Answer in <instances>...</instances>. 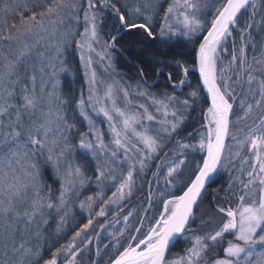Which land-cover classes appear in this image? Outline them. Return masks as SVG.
Here are the masks:
<instances>
[{"label": "snow or ice", "instance_id": "1", "mask_svg": "<svg viewBox=\"0 0 264 264\" xmlns=\"http://www.w3.org/2000/svg\"><path fill=\"white\" fill-rule=\"evenodd\" d=\"M0 264H264V0H0Z\"/></svg>", "mask_w": 264, "mask_h": 264}, {"label": "trees", "instance_id": "2", "mask_svg": "<svg viewBox=\"0 0 264 264\" xmlns=\"http://www.w3.org/2000/svg\"><path fill=\"white\" fill-rule=\"evenodd\" d=\"M22 2V0H21ZM123 39L120 40V45L125 51L116 52L117 58H116V65L117 69L125 73L127 77L135 79V75L137 72V67L142 66L146 69L148 72V81L149 83H153L155 81V87L152 89V91H159L165 87V78L164 76H160L159 78L156 77V74L152 71L156 65L152 63L151 55L152 50L148 48V45L144 42H142L141 38L135 34H122ZM184 51L182 45H178L175 48H172L168 50L166 53H163L162 55L167 56L169 59L176 58V59H182L180 53ZM71 63V66L73 68V71L70 72L71 75H65L63 79V91L65 93L68 92H78L79 87L81 85V75L80 71L77 72L75 69L78 66V60L76 59L75 55H72L71 59L69 60ZM168 70L174 71L173 68H170ZM190 79L193 82V85L196 83L197 75L195 73H192L190 75ZM77 86V88L75 87ZM171 91V89H168ZM189 90V89H188ZM45 178L51 183V174L49 171L45 173ZM224 186V182L217 181L216 185H213V188ZM209 191L211 192L212 189L210 188ZM179 246L174 251H178Z\"/></svg>", "mask_w": 264, "mask_h": 264}, {"label": "rangeland", "instance_id": "3", "mask_svg": "<svg viewBox=\"0 0 264 264\" xmlns=\"http://www.w3.org/2000/svg\"><path fill=\"white\" fill-rule=\"evenodd\" d=\"M111 23V20H109V24ZM72 55H75L76 56V59L78 60V54H74V52H73V49H69V54H68V59L70 60L71 59V57H72ZM249 55H251V52L249 53ZM115 57L117 58V53H115ZM116 67H117V65H116ZM118 70V69H117ZM119 71V70H118ZM120 72V71H119ZM65 75H71V73L69 72V73H67V74H62L61 75V87H63V79H64V76ZM80 75H81V85H80V87H79V90L81 89V87H82V85H83V79H82V71H80ZM125 78L127 79V78H129V77H127V76H125ZM76 88H77V86H75ZM188 91V89H185V92H187ZM75 92V91H74ZM79 92V91H78ZM77 92V93H78ZM104 127H106V125L104 126ZM49 171V173L51 174V171L50 170H48ZM224 182V186L227 184V181H228V177H227V175H223V178L222 179H220L219 180V182ZM52 182V181H51Z\"/></svg>", "mask_w": 264, "mask_h": 264}, {"label": "water", "instance_id": "4", "mask_svg": "<svg viewBox=\"0 0 264 264\" xmlns=\"http://www.w3.org/2000/svg\"><path fill=\"white\" fill-rule=\"evenodd\" d=\"M197 75V73H195Z\"/></svg>", "mask_w": 264, "mask_h": 264}]
</instances>
